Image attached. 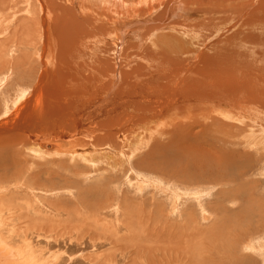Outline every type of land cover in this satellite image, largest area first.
Returning <instances> with one entry per match:
<instances>
[{"label": "bare ground", "instance_id": "bare-ground-1", "mask_svg": "<svg viewBox=\"0 0 264 264\" xmlns=\"http://www.w3.org/2000/svg\"><path fill=\"white\" fill-rule=\"evenodd\" d=\"M12 1L17 6H25V13L29 17L19 21L21 34L30 41L34 38L38 45L37 47L35 44L36 54L32 55L38 62L39 75L36 82L42 85L34 84L30 92L20 93V96L15 97V101L11 102L10 111L3 105L5 108L2 115L4 120L0 122V159L1 154L10 151L18 139L31 138L29 134L35 126L42 125L54 131L70 124L68 127L72 129L71 132L63 131L65 135L61 136L70 143V149L65 151L56 148L52 155L69 156L70 160L75 162V158H85L91 151L110 146L116 150L115 153L119 150L116 154L124 157V163H127L133 155L141 154L149 139L155 137L157 139H153L150 151L140 158H135V167L145 174L152 173L153 170L154 177L155 174L165 176L164 171H167L168 165L164 159L168 154H165L164 150L169 149L167 151H172L176 156V159H173L176 162L185 159L186 162L190 161L189 166L176 164L171 173H177L176 175L191 181L190 184L194 186L204 178L208 181H213V178H225L217 173L224 169L222 158L226 159V155L230 158L234 156L245 159L236 150L224 152L227 141L239 142L240 139L242 147L253 149V146L258 145L253 151L258 153L264 150V0H0V8L4 6V9H9ZM80 19L86 22L83 32L80 29ZM153 38L157 40L151 42ZM31 44L32 42L29 45ZM72 45L74 46L69 47ZM16 62L14 67L17 66ZM33 62L35 63V60ZM131 64H134V67H129ZM62 83H69L70 87ZM50 85L54 89L50 88ZM53 95L58 103H52ZM56 112L60 114L59 117L55 116ZM49 119L52 121L47 125ZM221 121L238 124L244 130L233 137L231 132H226L227 129L233 128L232 123H229V126ZM140 132L145 134L146 138L143 134H140L139 138ZM44 134L46 136V132ZM134 134L138 137L135 142L131 139ZM254 135H257L256 139ZM241 137L251 138L250 142ZM31 139L33 141L34 137ZM119 139L122 140L121 145L115 144ZM258 139L261 142L257 141ZM87 141L89 145L85 146L87 149L84 152L75 148L78 144L83 147L81 143L86 144ZM51 145L41 144L40 147L43 146L42 149L47 150L55 148V145ZM127 147L131 149L130 152H123ZM47 150L33 146L30 148V155L42 157L47 155ZM104 156L108 159L107 153ZM110 157L113 158L111 155ZM203 160H217V169L195 173L193 165ZM100 162H104V159ZM116 165L118 164H115V167ZM235 171L240 172V175L243 173L240 168ZM160 181L158 183H162V180ZM179 181L188 184L183 179L177 182ZM222 191L221 188L219 195H222ZM177 195L173 193L175 202L179 199ZM249 204V207H252H248L251 210L249 213L255 214L256 210H252L253 207L257 209V206L252 204V201ZM3 211L1 208L0 214ZM246 212L241 214L243 217L236 218V221L250 223L253 218L251 214L246 215ZM8 213L12 215L8 217L11 219L15 210H8ZM148 213V221H154L155 217L151 212ZM227 216L229 217L228 214ZM161 217L165 220V216ZM129 218L137 227L141 225V222L135 221L131 215ZM186 221L189 222L187 224H192L189 216ZM226 221L225 218L223 223ZM242 223L241 226L244 225ZM223 225L213 224L206 232L198 233L203 239L209 238V241H206L208 248L202 246L208 257L220 254L215 247L218 241L213 243L210 237L215 235L218 240L224 241L227 239V232L230 233V226L221 230ZM159 227L149 229L148 241L154 242L158 235L164 242L175 239L192 241L197 234V231L190 230L188 226L184 229L178 226ZM128 229L131 231V228ZM256 230L257 228L254 232ZM261 230L260 228L258 231L262 232ZM258 242L251 245L252 251L263 256L260 264H264V242ZM140 245L137 244L135 249L142 248ZM227 245L233 246L232 243ZM177 248L172 249L174 252H166L167 255L171 254L176 259L181 253ZM148 253L147 261L150 262L152 254ZM173 253L177 256L172 255ZM22 255L12 254L5 246L0 245V264H36L33 259H26ZM133 256L137 259L139 251ZM183 256L187 257V254L183 253ZM224 259H229L228 253L206 259L205 263L221 264L215 260ZM236 260L233 264H253L246 259L240 262L238 258Z\"/></svg>", "mask_w": 264, "mask_h": 264}, {"label": "rangeland", "instance_id": "rangeland-1", "mask_svg": "<svg viewBox=\"0 0 264 264\" xmlns=\"http://www.w3.org/2000/svg\"><path fill=\"white\" fill-rule=\"evenodd\" d=\"M9 5H11L9 9H4V6L0 8V122L4 120L2 118L4 108L7 106L10 111L12 109L11 102L13 100L15 101V99L20 96V93L30 92L29 90L33 89L32 87L34 84L38 86L42 85L36 82L39 69H37L38 62L34 55L36 54L38 45L36 41L33 40L34 38L30 41L25 39L21 34L22 29L20 28L19 21L24 18H29L25 13V6H22V4L17 6L13 1ZM5 21L7 23H5ZM79 21L81 25L80 29L83 32L86 22L82 21V19ZM28 37L31 36L28 35ZM184 37L185 36H182V38ZM156 40L157 38H153L151 42ZM31 42L33 45H29ZM133 42L131 43L134 44ZM35 44L37 47H35ZM73 46L74 45L69 47ZM207 49H209V47ZM93 50H95V48ZM32 53L34 55H32ZM54 57H56V55H54ZM31 59L35 60V63ZM15 61H17L16 67H14ZM135 64L137 65L138 63ZM133 65L134 64H131L129 67H134ZM36 69L38 71H36ZM62 84L66 87H70L69 83ZM51 86L52 85L49 87L54 89ZM54 96L55 95H53L52 98L53 104L58 103ZM56 115L59 117L60 114L56 112L55 116ZM49 120L50 122L48 121V123H46L47 125L51 124L52 119ZM259 120L260 119H258V121ZM221 122L225 125L232 123L229 121ZM67 123L69 124V122ZM209 124L210 123H207V125ZM69 125L66 124L61 127L62 129L59 127L54 131L49 128H44L42 125H37L35 129L32 130V133L29 134V136H32L31 138L34 137L33 141L31 138H24L25 141L20 138L17 140V143L14 142L15 145L10 151L7 150L5 153L3 152L1 154L0 209L2 208L4 211L0 214V245L5 246L12 254L19 253L22 255L23 253L22 256H24V258L33 259L36 264H165V262L166 264H209L205 262L210 258L222 255V253L223 255L224 253H228L230 260L224 259L215 261L221 264H233L238 258L239 262L246 259L250 263L260 264V260H262L263 256L261 254L257 255V252L252 251L254 243L257 244L256 242L258 241L264 242V218H262L264 217V150L258 153L253 151L258 145L255 147L253 146V149H251V147H242L239 143L241 141L240 139L239 142L235 141L230 143L227 141L228 145L224 149V152L236 150L241 156H244L247 161L245 159H239V157L235 158L234 156L230 158L226 155L228 159L222 158L224 169L217 173L225 178H213V181H208L207 178H204L200 180L198 184L192 186L193 184H190L191 181L181 178L180 175H176L177 173H171V169L176 168V164L180 166H189L190 161L186 162L185 160L187 159H185L186 156H184V161L176 162L173 160L176 159V156H174L172 151H167L169 149L164 150L166 151L164 153L168 154L164 159L168 165L167 171H164L165 176H156L155 174L154 177L155 172L153 173V170H151V174L149 172L145 174L144 171L135 167V158H137V156L140 158L145 155L147 151H150L149 148L152 145L153 139H157L155 137L151 140L149 139V142L146 144L141 154L133 155L134 157L132 156L133 158L131 157V159L128 160L129 162L127 161L128 164L124 163V157L122 158L120 155L119 157L116 154L120 151L117 150L115 153L116 150H113L110 146L107 148L104 146L98 148L96 151H91V154L88 153V155H86V159L78 157L81 156L78 155V158H75V162L72 159L70 160L69 156L61 154L52 155L51 153H53V150L55 151L56 148H61V150L65 151L70 149V143L61 137L62 135L64 136L66 132H71L72 129L68 127ZM231 125L233 128L227 129L226 132H231L230 134H232L231 136L233 137H236L237 134L239 135V133L244 130L243 127L238 124L232 123ZM256 125H258V123H256ZM262 125L264 127V120ZM63 131H65V133ZM195 131H197V129H195ZM44 132H46V136ZM39 134L41 136H39ZM140 134L143 133H139V138ZM143 135L145 137V134ZM38 136L39 140L37 138ZM138 137H135L134 134L131 139L134 141L135 139L137 140ZM254 137L256 139L257 135H254ZM241 138L246 142H250L251 139ZM0 139H2V137H0ZM83 140L85 139L83 138ZM46 141H48V143H46ZM257 141H260V139ZM257 141L255 140L256 143H258ZM120 142L122 143V140L120 141L119 139L115 144L119 145ZM39 144H52L51 146L54 147L55 145V148L49 150L42 149L43 146L40 147ZM81 144L83 147L78 144L75 148L84 152L87 149L85 146H88L89 142L87 141L86 144ZM33 146H36V148L39 147L41 150H47V152H45L47 155L42 157L31 156L30 148ZM130 150L131 149L127 147L123 152L129 153ZM105 153H107L108 159L110 158L111 160H108L107 157L104 156ZM161 153L163 154V151ZM110 155L113 158H111ZM103 159L104 162L101 163L100 160L103 161ZM198 159L200 160L201 158L199 157ZM249 159L251 161H249ZM218 163L217 160L216 162L214 160H203L193 165L195 166L194 172L202 173L212 168L217 169ZM115 164L118 165L115 167ZM239 168L243 170L242 175L239 174L240 172L237 173L235 171ZM34 169H36V171ZM143 175L147 176L144 177ZM144 179L146 180L143 181ZM175 179H177L176 182L183 179L188 184L181 183V181L176 183L174 181ZM160 180H162V183H158L161 182ZM137 182H139V184ZM165 183L168 186H166ZM160 184H162V186H160ZM137 186H139V188ZM140 186L143 188L140 189ZM221 188L223 189V196L219 195V190ZM173 193L178 194L177 196L180 200L178 199L175 202L173 200ZM251 201L252 204L257 206V209L253 207L252 210V212L256 210L255 214L254 212L253 214L249 213L251 211L249 208L252 209L251 206L249 207ZM125 206H127V208ZM258 206L261 208H258ZM12 209L15 210V215L13 218L9 219L8 217L12 215L8 213V210L12 211ZM240 209L241 211H239ZM243 210L245 212L249 210L246 212V215L251 214L253 220L251 219L250 223H244L245 221H242L244 225L241 226L242 222L236 221V218L243 217L241 216L242 213V215L245 214ZM261 210L263 211L260 212ZM148 212H151L153 217H155L154 221H151V219L148 221ZM130 215L135 221H140L141 225L137 227L134 222L132 224L129 218ZM161 215L165 216V220ZM187 216L192 220L191 225L187 224L189 223L186 221ZM231 217L232 219L230 220ZM225 218L227 221L223 223ZM216 221L217 223H214ZM212 223L216 226L224 224L221 230L223 228L228 229V226H230L228 229L230 233L227 232V239L231 240L227 241V239H225L224 241H220L214 237L215 235L211 236L210 238L213 240V243L214 241H218V243L216 242L217 244L215 243L217 245H215V247L220 254H212L208 257L203 251L202 246H205V249L208 248L206 241L208 242L209 240L207 239L209 238L203 239L198 233H201V231L206 232L207 229L213 226ZM129 224L132 226H129ZM249 224L251 225L249 226ZM154 226H160L159 228H173L174 226H178L183 227V229L186 228L185 226H188L190 230L197 231V234L192 241H178V239H175L176 241L164 242L161 236L158 235L159 237L156 236V238H154V242H150L148 241L147 235L149 229ZM255 227L258 233L256 231V233L254 232V229H256ZM259 227L262 229L261 231L263 233L258 231L260 230ZM128 228H131V231H129ZM239 230L243 232L240 234ZM250 231L252 232L250 233ZM246 237L251 239H249L250 242ZM252 238H255V241ZM251 242H253V244ZM228 243H232L233 246H228ZM137 244H141L140 247L142 248L135 249ZM174 248H177L180 250L178 252H181L179 254L180 256H177L175 253L172 254L177 256L176 259H174L171 254L167 255L166 253L174 252V250H172ZM136 251H139V257L134 259L136 257H134L133 254ZM186 251L188 253H186ZM148 252L152 254L151 263L147 261ZM183 253L187 254V257H184ZM26 254L31 257H27Z\"/></svg>", "mask_w": 264, "mask_h": 264}]
</instances>
